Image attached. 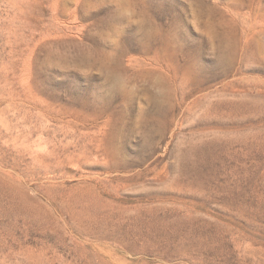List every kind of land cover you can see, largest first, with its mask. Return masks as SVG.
<instances>
[{
  "label": "rangeland",
  "instance_id": "1",
  "mask_svg": "<svg viewBox=\"0 0 264 264\" xmlns=\"http://www.w3.org/2000/svg\"><path fill=\"white\" fill-rule=\"evenodd\" d=\"M0 264H264V0H0Z\"/></svg>",
  "mask_w": 264,
  "mask_h": 264
}]
</instances>
